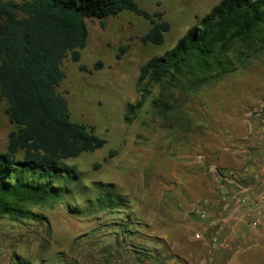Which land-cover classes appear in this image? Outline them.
Returning <instances> with one entry per match:
<instances>
[{
  "label": "trees",
  "instance_id": "trees-1",
  "mask_svg": "<svg viewBox=\"0 0 264 264\" xmlns=\"http://www.w3.org/2000/svg\"><path fill=\"white\" fill-rule=\"evenodd\" d=\"M121 10L150 22L142 43L163 42L170 28L164 14H150L135 0H0V99H5V112L14 125L0 153V219L38 218L32 207H52L68 191L57 185L64 181L60 172L67 178L77 176L75 166L64 160L103 146L104 139L93 128L70 119L68 102L57 87L65 77L63 59L79 61L86 45L85 18L103 26L105 18ZM127 49L121 46L116 58ZM263 51L264 0H219L170 50L140 66L139 97L128 105L124 120L137 116L153 85H159L160 92L152 106L170 105L163 99L172 98V90L195 93ZM102 66L97 61L93 67ZM166 108L157 114L165 118ZM95 202L98 209L119 208L122 197L106 191ZM79 211L91 214L94 209L90 204Z\"/></svg>",
  "mask_w": 264,
  "mask_h": 264
},
{
  "label": "rangeland",
  "instance_id": "rangeland-1",
  "mask_svg": "<svg viewBox=\"0 0 264 264\" xmlns=\"http://www.w3.org/2000/svg\"><path fill=\"white\" fill-rule=\"evenodd\" d=\"M135 1L150 14H164L170 28L164 33L163 42L142 43L140 37L148 32L150 22L129 10L108 16L103 26L95 18H85L86 45L80 50L79 61L69 56L63 59L65 77L57 90L68 102L70 119L93 128L105 142L92 152L64 160L75 166L78 173L67 178L66 172H60L64 181L57 184L56 180V184L68 190L60 202L52 207H32L36 219L17 222L0 219V264H6L11 250L29 259L26 264H34L38 255L54 264L52 254L56 251L63 254L72 237L95 230L97 216L102 221L113 217L96 207L98 196L111 191L126 194L127 200L135 191L143 194L146 185L155 179L161 181L162 165L165 167L182 150L194 154L199 147L197 139L208 136L209 125L224 115L228 105L235 106L234 101L238 106L246 98V90L259 83L256 79L248 80L246 74L264 71V52L258 58L261 65L257 64L258 60H252L195 93L172 90V98L163 99L170 105L152 106L151 100L160 92L159 85H153L137 116L126 122L128 105L139 97L136 81L140 66L170 50L219 0ZM123 45H128L127 51L116 58ZM97 61L103 66L95 69ZM80 65L86 69H79ZM6 107L5 99H0V153L5 151L7 135L14 128ZM161 107H167L165 118L157 114ZM112 151L116 154L110 156ZM90 204L93 213L79 211L86 210ZM59 256L57 261L61 259Z\"/></svg>",
  "mask_w": 264,
  "mask_h": 264
},
{
  "label": "crops",
  "instance_id": "crops-1",
  "mask_svg": "<svg viewBox=\"0 0 264 264\" xmlns=\"http://www.w3.org/2000/svg\"><path fill=\"white\" fill-rule=\"evenodd\" d=\"M246 76L259 83L209 125L194 154L177 152L162 165L161 181L127 200L119 194V208L99 209L113 217L97 216L95 230L72 237L63 254H52L54 264H264V227L250 225L258 209L252 202L264 197V71ZM228 173L244 187L249 204L228 223L229 233L224 225L235 186L225 183ZM194 203L205 209L206 220L193 211ZM27 261L11 250L6 264ZM45 261L38 255L34 264H53Z\"/></svg>",
  "mask_w": 264,
  "mask_h": 264
},
{
  "label": "built area",
  "instance_id": "built-area-1",
  "mask_svg": "<svg viewBox=\"0 0 264 264\" xmlns=\"http://www.w3.org/2000/svg\"><path fill=\"white\" fill-rule=\"evenodd\" d=\"M223 179L225 180L226 184H234L235 188L230 196V205L228 207V214L226 215V230L227 232H232V228L228 224L231 220L235 219L236 215L240 210H242L244 207L248 206V197L244 194V187L241 186L236 180V177L234 174L228 173L227 175H223ZM262 199V200H261ZM264 203V197L259 198V200H255L252 202V205H254L256 208V218L252 222H250V225L252 227H264V211L260 206ZM193 211L198 214V216L201 219H206V211L203 209L202 205L199 203H194L192 205ZM234 222V221H233ZM194 239H199L200 234L198 232L193 233Z\"/></svg>",
  "mask_w": 264,
  "mask_h": 264
}]
</instances>
